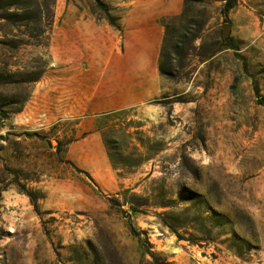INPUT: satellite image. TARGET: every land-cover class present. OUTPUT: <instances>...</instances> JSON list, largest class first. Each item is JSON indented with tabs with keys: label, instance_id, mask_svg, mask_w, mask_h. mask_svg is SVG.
Wrapping results in <instances>:
<instances>
[{
	"label": "rangeland",
	"instance_id": "374dc122",
	"mask_svg": "<svg viewBox=\"0 0 264 264\" xmlns=\"http://www.w3.org/2000/svg\"><path fill=\"white\" fill-rule=\"evenodd\" d=\"M184 1L159 19V96L96 118L129 188L48 210L51 179L80 173L60 156L79 121L37 112L62 16L122 39L133 0H0V264H264V0Z\"/></svg>",
	"mask_w": 264,
	"mask_h": 264
},
{
	"label": "crops",
	"instance_id": "0c3cea01",
	"mask_svg": "<svg viewBox=\"0 0 264 264\" xmlns=\"http://www.w3.org/2000/svg\"><path fill=\"white\" fill-rule=\"evenodd\" d=\"M183 1L133 0V8L122 18V39L119 31L86 11L67 10L62 16L56 39L64 56L56 60L57 70L40 83L48 105H39L37 112L48 115L53 125L79 121L74 124L79 135L60 156L63 165L83 173L51 179L48 210L88 209L97 200L96 192L116 194L129 188L130 181L117 178L111 166L96 118L140 108L159 96L164 39L159 19L180 13ZM1 143L7 146L8 141ZM7 153L16 154L6 149Z\"/></svg>",
	"mask_w": 264,
	"mask_h": 264
},
{
	"label": "trees",
	"instance_id": "16d2710c",
	"mask_svg": "<svg viewBox=\"0 0 264 264\" xmlns=\"http://www.w3.org/2000/svg\"><path fill=\"white\" fill-rule=\"evenodd\" d=\"M190 0H185L184 1V5H185V7L188 5V2H189ZM235 6V0H228V1H226V4H225V6H224V9H223V14L224 15H226L227 14V12L229 11V10H231L233 7ZM183 13H184V10H183ZM164 24V23H163ZM164 26V28H166V25H163ZM232 39L231 38H228L227 40H224L223 41V44L225 45V46H227V47H230L232 44ZM164 55V50H163V52H161V54H160V56L162 57ZM159 72L162 74V69H160L159 68ZM79 172V171H78ZM81 173V172H80ZM83 173V172H82Z\"/></svg>",
	"mask_w": 264,
	"mask_h": 264
},
{
	"label": "water",
	"instance_id": "95a60500",
	"mask_svg": "<svg viewBox=\"0 0 264 264\" xmlns=\"http://www.w3.org/2000/svg\"><path fill=\"white\" fill-rule=\"evenodd\" d=\"M229 30H230V26H225L224 30H223V39H226L229 37Z\"/></svg>",
	"mask_w": 264,
	"mask_h": 264
}]
</instances>
